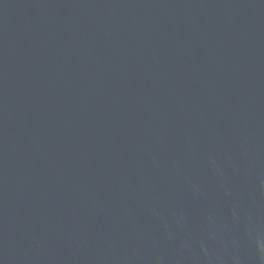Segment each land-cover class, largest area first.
<instances>
[{
    "label": "water",
    "instance_id": "95a60500",
    "mask_svg": "<svg viewBox=\"0 0 264 264\" xmlns=\"http://www.w3.org/2000/svg\"><path fill=\"white\" fill-rule=\"evenodd\" d=\"M0 264H264V0H0Z\"/></svg>",
    "mask_w": 264,
    "mask_h": 264
}]
</instances>
